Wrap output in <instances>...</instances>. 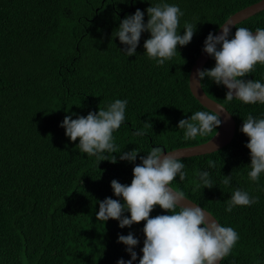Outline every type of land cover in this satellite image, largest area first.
<instances>
[{
  "label": "trees",
  "instance_id": "trees-1",
  "mask_svg": "<svg viewBox=\"0 0 264 264\" xmlns=\"http://www.w3.org/2000/svg\"><path fill=\"white\" fill-rule=\"evenodd\" d=\"M261 0H0V264H117L130 259L118 235L132 232L139 264L144 221L120 228L118 221L96 220L99 205L113 195L115 179L130 185L132 169L153 147L164 151L207 142L185 140L177 127L197 111H208L192 96L188 77L204 40L236 12ZM158 3L179 6L184 23L196 25L193 39L179 54L157 65L144 53L150 34L141 35L136 55L127 57L115 38L119 23L137 8ZM145 12L144 21L147 22ZM255 32L264 28V11L236 24ZM235 28L232 29L234 35ZM231 38V37H230ZM211 57L203 69H211ZM244 79L264 83V65ZM204 93L221 104L235 121L231 142L211 154L181 159L186 179L170 187L232 227L239 240L220 264H264V173L249 179L248 137L240 128L249 114L264 118V104L226 101V91L207 77ZM127 100L125 122L113 133L117 153L99 162L79 150L60 127L66 115L86 116ZM143 130V136L134 135ZM139 151L134 163L119 160V151ZM215 162L210 168L208 161ZM208 171L214 187L198 188L195 172ZM231 175L230 186L221 183ZM259 201L226 212L234 190ZM121 203H123L121 199ZM179 211V209H177ZM169 214L156 206L150 217ZM125 216L129 214L124 213Z\"/></svg>",
  "mask_w": 264,
  "mask_h": 264
},
{
  "label": "clouds",
  "instance_id": "clouds-1",
  "mask_svg": "<svg viewBox=\"0 0 264 264\" xmlns=\"http://www.w3.org/2000/svg\"><path fill=\"white\" fill-rule=\"evenodd\" d=\"M145 12L148 17L146 23ZM183 15L179 6L168 3L150 4L145 11L137 8L132 15H126L117 28L115 38L118 37L120 44L124 45L120 51L127 57L135 56L142 33L148 32L150 36L144 41V53L157 65H164L179 54L178 46L189 44L195 34L196 25L187 21L183 35L179 34ZM202 51L214 59L215 66L196 70L195 77L199 84L207 77L227 88L224 99L228 102L237 99L244 104H264V83L244 79L255 71L257 64L264 65V28H257L253 32L245 27L224 24L219 35L211 32L207 35ZM127 103L126 99H117L106 110L98 109L76 119L66 115L60 127L70 141L79 140L76 146L81 152L96 157L97 165L105 160L115 164V155L109 160L104 154L117 153L113 133L125 122ZM219 109L227 112L222 107ZM220 113L212 109L197 111L187 119H181L177 127L184 129L185 140L204 137L221 126ZM240 131L248 137L245 145L250 153L251 170L248 176L251 181L257 182L264 173V118L249 114L243 120ZM145 134L143 130L134 133L137 136ZM138 153L136 149L127 152L120 150L119 160L134 163ZM173 153L153 147L147 155L139 157L140 163L132 169L130 185L113 179L110 186L113 195L119 199L107 197L97 201L99 209L96 220L102 223L116 220L120 228L145 222L139 264H219L231 253L239 235L232 227L221 226L200 206L192 203L190 207L182 205L184 193L172 189L170 185L176 177L184 181L187 173L182 158ZM208 165L214 168L215 162L209 160ZM195 175L198 188L211 189L215 186L208 171L197 170ZM222 176L221 183L230 186L231 175ZM258 201V197L250 196L247 191L236 189L225 211L231 212L236 206H251ZM156 206L169 214L150 217ZM125 212L129 215L125 216ZM117 242L126 246L125 251L130 256L127 261L119 259L117 264H133L137 260L134 248L139 240L129 232L118 235Z\"/></svg>",
  "mask_w": 264,
  "mask_h": 264
},
{
  "label": "water",
  "instance_id": "water-1",
  "mask_svg": "<svg viewBox=\"0 0 264 264\" xmlns=\"http://www.w3.org/2000/svg\"><path fill=\"white\" fill-rule=\"evenodd\" d=\"M262 11H264V0H261L255 4H253V5H250L244 9L236 12L235 14L230 16L222 25L231 24V25L235 26L236 24L243 22L252 16H255L256 14H258ZM221 26L217 30L215 35L220 34ZM210 58L211 57L208 56L203 51L199 54V56L196 58V60L193 64V66L191 67L189 77H188V86H189L190 93L192 94V96L195 98V100L201 106H203L207 110L212 109V110H216L218 112H221L220 118L222 120V124H221V126H219L218 130L216 131L217 134L214 135L212 138H210L207 142H204L202 144L192 146V147L179 148V149H175L172 151H165V152H174L173 153L174 155L181 157L182 159L183 158H189V157H195V156H201V155H205V154H211V153H214L216 151H219L220 149L224 148L225 146H227L231 142V140L233 139L234 133H235V121H234L233 117L228 114L229 112L226 110L225 107H223L221 104L210 99L204 93V91L201 87V83L199 84L196 80V77H195L196 70L197 69H203L204 65L208 62V60ZM223 88L225 89L226 92L228 91L225 86H223ZM218 106L222 107L228 113L222 112V110H220ZM181 203L183 206H189V207L192 206V204H196L186 197H185V201H182ZM204 211L206 213H208L211 218L216 220V218L211 213H209L206 210H204ZM220 262H219V264H220Z\"/></svg>",
  "mask_w": 264,
  "mask_h": 264
}]
</instances>
